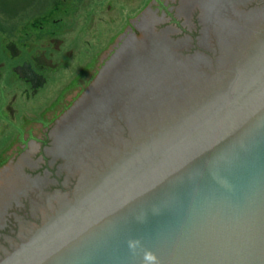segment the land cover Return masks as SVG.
I'll use <instances>...</instances> for the list:
<instances>
[{"label": "water", "instance_id": "95a60500", "mask_svg": "<svg viewBox=\"0 0 264 264\" xmlns=\"http://www.w3.org/2000/svg\"><path fill=\"white\" fill-rule=\"evenodd\" d=\"M0 264H264V0L139 10L0 152Z\"/></svg>", "mask_w": 264, "mask_h": 264}, {"label": "rangeland", "instance_id": "374dc122", "mask_svg": "<svg viewBox=\"0 0 264 264\" xmlns=\"http://www.w3.org/2000/svg\"><path fill=\"white\" fill-rule=\"evenodd\" d=\"M149 1L0 0V152ZM45 50L56 66L33 95L14 69Z\"/></svg>", "mask_w": 264, "mask_h": 264}, {"label": "flooded vegetation", "instance_id": "af4514ba", "mask_svg": "<svg viewBox=\"0 0 264 264\" xmlns=\"http://www.w3.org/2000/svg\"><path fill=\"white\" fill-rule=\"evenodd\" d=\"M45 52H46V50L44 51L43 55H41V56L31 55V60L25 61L23 64L26 63L27 65L31 66V68L35 72V74H37L39 76H43L45 78V82H46V79H47L46 74L48 72H50V70L53 69L56 66V64H53L52 60H50L46 57ZM14 71H15V73H17L15 69H14ZM18 77L20 79H22L23 81H25V83H27V85L30 86V89H31L33 95H36L39 92V90L41 89L40 87L35 88L33 86V83L31 80H29L27 78H21L19 75H18ZM7 109L12 114L14 113L11 106H9Z\"/></svg>", "mask_w": 264, "mask_h": 264}]
</instances>
